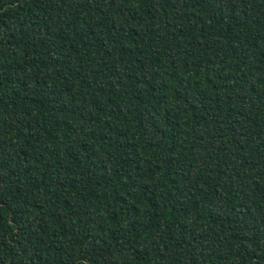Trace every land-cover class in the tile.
<instances>
[{
	"label": "trees",
	"instance_id": "16d2710c",
	"mask_svg": "<svg viewBox=\"0 0 264 264\" xmlns=\"http://www.w3.org/2000/svg\"><path fill=\"white\" fill-rule=\"evenodd\" d=\"M0 264H264V0H0Z\"/></svg>",
	"mask_w": 264,
	"mask_h": 264
}]
</instances>
